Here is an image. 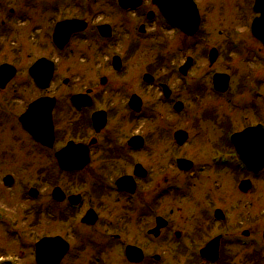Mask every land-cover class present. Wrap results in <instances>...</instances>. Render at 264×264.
Returning a JSON list of instances; mask_svg holds the SVG:
<instances>
[{
    "label": "flooded vegetation",
    "instance_id": "af4514ba",
    "mask_svg": "<svg viewBox=\"0 0 264 264\" xmlns=\"http://www.w3.org/2000/svg\"><path fill=\"white\" fill-rule=\"evenodd\" d=\"M6 1L11 0L0 2V35L4 36L14 32L12 26L15 25V8H7ZM17 2L22 7L15 17L23 24L35 18L30 9H45L43 12L48 14L44 17L46 26H39L41 38L29 41L27 45L9 38L8 44L15 47L0 59V65L14 66L15 73L7 84L12 82L14 91L21 92L27 87L25 83L32 81L31 64L38 58H48L47 53L37 52L36 47L45 50L49 43L52 44L53 24L58 20L54 19L58 13L52 12L58 7L54 4L47 10V0H41L42 6L35 5L32 0ZM71 2L80 13L59 19L80 18L87 24L80 32L70 35L62 50L54 47L59 54L71 43L89 40L101 46L95 52H101L113 42L123 44L124 49L119 53L118 68L108 61L111 70L95 72L87 85L64 86L66 89L34 85L39 89V95L22 101L19 112L14 115L18 122L15 120L14 127L20 126L18 133L27 136L26 139L13 137L14 134L8 137L15 150L23 149L26 157L38 154L42 159L37 181L43 189L37 183L18 189L19 199L25 202L29 216L26 227L30 237L26 238L28 264H235L234 247L247 252L241 264H261L264 261L261 251H264V228H254L257 224V176L239 162L237 148L240 150L243 145L238 144L236 148L230 142V136L257 125L264 130V67L236 77L232 71H219L228 74L227 90L217 96L222 103L220 113L217 111L215 117L203 113L206 118H201V122L207 127L206 132L193 134L192 127L172 125L175 115L183 114L186 105L170 78L157 73L169 60L168 55L159 51L145 64L144 70H136V63L131 62L133 77L130 80L117 78L127 75L128 59L136 55L142 40L151 39L154 47L162 46L163 41L156 39L161 35L152 30H175L166 22L156 2L124 0L127 7H123L117 0H106L108 10L105 13L109 18L96 21L84 16L91 15L94 7H83L79 0ZM195 2L201 14L200 0ZM252 3L253 0H248L250 9ZM203 24L201 16L200 34ZM99 31L108 37L101 36ZM84 33H87L85 38ZM222 33L223 30H219L218 35ZM180 34L183 38H191ZM0 38L4 40L2 36ZM238 41L239 49L245 53L243 60L255 59L254 54L262 51L256 43L252 46L247 40L239 38ZM223 44H229L227 37ZM182 46L186 48L184 44ZM73 52L70 55L75 54ZM76 54L80 55L77 50ZM193 65L194 60L187 73ZM179 66L181 64L173 69V73L183 79ZM56 72L57 60L53 77ZM16 80H23V84H14ZM63 80L67 84L68 79ZM207 82L205 74L193 77L189 88L182 84L178 88L186 90L188 98H202L210 87L206 86ZM7 84L0 88L1 95L7 90ZM154 86L157 96L146 90L147 87L154 89ZM38 97L50 100L38 111L42 119L32 127L34 132L40 131L37 138L21 126L18 116L31 100ZM229 102L232 113L238 114L235 125L231 122V109L227 112L225 107ZM159 105L163 106L162 111ZM49 120L52 122L51 135ZM147 124H152L153 129H147ZM179 130L186 131L181 138L176 136ZM251 137L249 152L254 153L255 135ZM177 138L184 140L179 142ZM190 142L201 146L204 156L211 154L209 159L199 164L190 155L186 156L183 150ZM0 151L2 158L5 154L3 149ZM10 151L7 149L5 153ZM216 153L229 157L226 164L212 161ZM178 158L193 163L186 168L184 162L177 165ZM224 178L230 181L225 182ZM246 179L250 181V188L241 191L239 183ZM0 183V190L11 189L15 184L12 172H6ZM0 206L3 208H0L3 240L15 247L25 246L21 229L10 217L4 216L7 208ZM0 264L22 263L10 250L0 248Z\"/></svg>",
    "mask_w": 264,
    "mask_h": 264
},
{
    "label": "rangeland",
    "instance_id": "374dc122",
    "mask_svg": "<svg viewBox=\"0 0 264 264\" xmlns=\"http://www.w3.org/2000/svg\"><path fill=\"white\" fill-rule=\"evenodd\" d=\"M17 1L18 0H11L9 1V3L8 1H6V4H4L7 8H15V15L13 16L15 25L12 26L14 27V32H10L9 35L5 36L1 35L4 40L0 38V59L4 58V53H9L8 51L13 46L15 47V45L8 44L9 38L11 39V41L14 40L16 43L20 44L21 41L25 45H27L29 41L33 42V40H35L36 38H41V35H39V26L41 25V27L43 28L46 26L44 22L46 13L43 12V10L45 9L42 10L40 8L29 10L30 14L34 15L35 17L33 18V21L28 22L27 20L24 24L23 21L18 22V19L15 16H18V14L20 13L19 9H21L20 7H22V4L20 2L18 3ZM47 1L50 3V5L48 4L47 6V10H51V6L54 4H56L58 7L56 11L52 12L53 14L58 13L57 15H54L55 20L64 15H78L80 13L77 8L73 7V2H71L72 0H68V2H66L65 0L63 2H60V0ZM79 1L80 5H82L83 7L92 6L95 8L91 15H84L87 18L90 17L92 21H96L98 18L100 20L109 18V15L105 13V11L108 10V3H106V0ZM32 2L35 5H43L41 3V0H32ZM200 6L204 23L202 26L203 33L199 34L196 37L183 38L184 36H182L179 31L162 29H158L156 31L152 30V32H158L161 35L156 39L163 41L162 46L154 47L152 45L153 41L151 39L142 40V43L138 48L136 55L133 54L131 56V59H128L127 64L129 65V70L127 72V75L125 77H117L119 80H130L133 77V73L130 72V69H132L130 64L131 62L136 63V70H138L139 68L144 70L146 67L145 64L153 60L159 51L168 55L169 60L164 63V67L158 69L157 73L160 76L164 75L170 78L171 84L176 86V92L183 97L182 100L186 105V110L184 111V113L182 112L183 114H177L174 118L172 115H170V117L174 119L172 121V125L174 127H192L194 128L191 131L193 134H199L204 131L206 132L207 127L204 125V122H201V118L205 116H202L203 113H207V116H209V114L211 113L217 114L218 111L219 114V108L221 107L222 103L220 102V98L215 97L209 90H207L203 98L194 99L192 98L193 96L188 98V94L185 93L186 90L184 91L178 88L179 84L180 86L182 84L186 89L188 87V84H185L183 79H181L177 74L173 73V69L184 60V57L186 55L189 54L194 56L195 58L194 65L188 73V78H198L201 76L203 77V75L205 74H207V76H210L211 72L214 71H232V74L234 75V77H236L239 75H245L247 73L250 74L251 70L259 71V69H262L264 67L261 64L262 62H264L263 47L262 51L259 50L260 52L257 51L254 54L256 55L255 59L251 57L249 59L247 58L246 60H243L242 50L238 49V46L235 47L236 49L233 48L235 50L234 52H228L227 49H224L225 44H223V40L226 37L229 39V33L233 32L230 28L233 27L238 33V35L235 36L237 40L241 38L243 40H247L248 44L255 46V42L248 41L249 38L246 37L250 34L248 28H246L249 24L248 21L250 19V7L248 4V0H200ZM219 30H223L224 34L222 33V35L219 36ZM34 31L35 33L33 34L32 32ZM83 35H87V33H84ZM112 44L113 45L105 46L101 52H95L101 46L96 42H91L90 40L88 42L82 41L81 43H71L60 54L56 51L51 43L48 44L45 50L36 47V51L39 53H47L48 57L57 60V72L54 75L51 85L59 87L61 86L66 89V87L64 86L74 88L75 86L81 87L83 85H87L88 81L90 80L89 77L92 76L95 72L101 73L103 71L111 70V68L108 66L110 56L113 53L121 52L124 49L123 44L116 45L114 42ZM182 44H184V47H186L185 49H183ZM211 46H216L219 49V52H221V56L218 57L214 64L209 66L205 53ZM70 50H74L73 53L75 54L70 55V53L72 52ZM76 50L77 53H80V55L76 54ZM28 51H30V48H28ZM96 53L100 54L98 55ZM65 77L68 78L67 84H63L62 82ZM29 83L30 84L25 83L27 87L22 88V91L19 92L18 90L14 91L12 82H10L9 84H7L8 88L3 93V95L0 94V149H3L2 152L5 154L4 157L0 158V180L1 177L8 171L12 172L15 178V184L11 189L4 190L3 188H1L0 204L4 205L7 208L6 214H4V216L7 215L13 220V224L18 225L17 227L21 229L25 241V246L21 245V247H15L13 243H7L3 240L4 232L0 230V248L4 250H10L13 257H15L22 264H28V251H26V243H28V241L26 240V238L30 237L27 235L28 229H26V227L27 223L29 222V216L26 213L27 206H25V202L20 201L19 199L20 195L18 189L20 187H23V185H36V183L40 188L43 189V186H40L42 184L37 181V176L40 174L42 159L38 156V154H31L30 157H26L25 154L27 153L24 152L23 149H17L20 153L17 152L13 144L10 142V138L8 137H10V135L12 136V134H14L13 137L19 136L24 139H26L27 137L26 135L24 137L23 133H18L17 130H20V126L19 128L18 126L17 128L14 127L15 123L17 122V118L15 119L14 115L19 112V106L22 101H28L29 99L36 97L40 93L38 91L39 89H36L32 81H30ZM14 84L20 86V84H23V80H16ZM206 86H208V84H206ZM146 90L149 91L150 94H154L156 96L158 95L155 86L154 89L147 87ZM147 95L150 96L149 94ZM3 100H5V102H3ZM4 106H6L7 108H4ZM225 107L227 112H230V104H226ZM159 108L162 111L163 106L159 105ZM9 114L10 116L8 117ZM237 115L238 114L235 112L232 113L231 109L230 117L233 125L238 122ZM2 123L5 124V126ZM147 129H153L152 124H147ZM7 149H11L10 153H5V150ZM183 152H185L186 156L190 155V157H192V159H194L199 164H201L205 159H209L211 155L208 154L204 156L202 154L201 146L195 145L194 142H190L189 145L185 147ZM224 181L227 182L230 180L224 178ZM255 183V215L258 216L256 218L258 220L257 224L254 225V228L256 227L257 229H261L260 227H262L263 229L264 174L259 180L255 181ZM0 208L2 207L0 206ZM235 213L231 214V217H234ZM233 249L235 257L233 260L234 263L241 264L243 258L247 253L246 250L239 247H234ZM261 251L262 253L264 252L263 250ZM82 260L83 258H81V261ZM261 264H264V261L261 262Z\"/></svg>",
    "mask_w": 264,
    "mask_h": 264
},
{
    "label": "water",
    "instance_id": "95a60500",
    "mask_svg": "<svg viewBox=\"0 0 264 264\" xmlns=\"http://www.w3.org/2000/svg\"><path fill=\"white\" fill-rule=\"evenodd\" d=\"M183 1L184 0H165V2L169 3V6L167 7V9H164V14L166 16H170V14H171V16H172L171 20H174L173 17L175 19H180L179 16L180 17L182 16L183 19L186 18L187 24H188L187 26H189V29L187 30V32L191 34V33H193L196 30V28H197V26L199 24V17H198V13H197V10H196L195 6H192V5H191V7L188 6L186 13H185V10H180V8L183 7V4H184ZM188 1H190V0H188ZM254 11L255 12H259L260 15L254 19V21H253V23L251 25V31H252L253 35L257 39H259L264 45V0H255ZM168 18L170 19V17H168ZM75 25H77V24L75 23ZM75 28H77V27L62 28L61 24H59L56 27V31L54 33L55 42L59 46H62L65 43V41L67 40L68 34L71 31L76 30ZM79 28H82V27L80 26ZM61 34H65L64 35L65 39H64L63 43H62ZM216 57H217L216 50L215 49H211V51L209 53V61L212 63L216 59ZM190 64H191V59H188V61L185 64V66L183 68H181V71L183 73H185ZM44 66L45 67L49 66V68L41 73L39 71V68H42L41 60L36 62L34 64V67L38 70L39 76H35L34 74H33V76L35 77V81L36 82H38L39 80L45 81V83H44V86H45L48 83L49 79L51 78L52 67L50 66V63H47L46 61H44ZM4 82H5V79H4ZM216 83H215V85H216ZM224 88H225V86H224ZM184 134H185V132H183L181 130L176 132V136L179 137V138H181V135H184ZM178 140H180L179 142H182V140H184V139H178ZM259 156L255 155V160L257 162L260 161L257 164H264V152L259 154ZM247 157L252 159V156H247ZM180 165H181V162H180Z\"/></svg>",
    "mask_w": 264,
    "mask_h": 264
}]
</instances>
